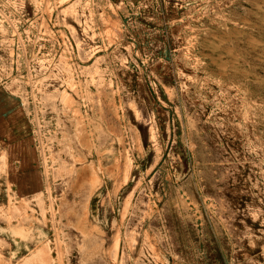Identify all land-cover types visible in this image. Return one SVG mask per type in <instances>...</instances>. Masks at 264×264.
Masks as SVG:
<instances>
[{"label":"rangeland","instance_id":"374dc122","mask_svg":"<svg viewBox=\"0 0 264 264\" xmlns=\"http://www.w3.org/2000/svg\"><path fill=\"white\" fill-rule=\"evenodd\" d=\"M0 82L44 181L16 264H264V0H0Z\"/></svg>","mask_w":264,"mask_h":264},{"label":"crops","instance_id":"0c3cea01","mask_svg":"<svg viewBox=\"0 0 264 264\" xmlns=\"http://www.w3.org/2000/svg\"><path fill=\"white\" fill-rule=\"evenodd\" d=\"M43 184L29 112L22 97L0 82V208L31 198L42 191ZM7 229L0 220V239L7 238L9 243L1 255L16 264L22 255L20 240L5 235Z\"/></svg>","mask_w":264,"mask_h":264},{"label":"bare ground","instance_id":"6f19581e","mask_svg":"<svg viewBox=\"0 0 264 264\" xmlns=\"http://www.w3.org/2000/svg\"><path fill=\"white\" fill-rule=\"evenodd\" d=\"M221 65V64H220ZM220 67V66H219ZM222 67V66H221ZM212 119H213V117H212ZM205 139V138H204ZM47 186V185H46Z\"/></svg>","mask_w":264,"mask_h":264}]
</instances>
